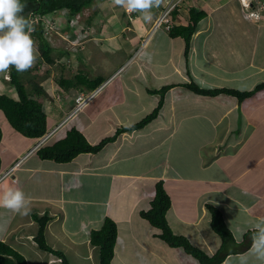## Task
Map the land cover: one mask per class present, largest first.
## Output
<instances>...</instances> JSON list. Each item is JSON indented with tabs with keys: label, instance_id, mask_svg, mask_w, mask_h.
Here are the masks:
<instances>
[{
	"label": "crops",
	"instance_id": "1",
	"mask_svg": "<svg viewBox=\"0 0 264 264\" xmlns=\"http://www.w3.org/2000/svg\"><path fill=\"white\" fill-rule=\"evenodd\" d=\"M193 6L208 16L191 40L188 62L184 57L185 40L171 38L168 32L165 33L171 46L177 47L168 56L159 58L160 51L155 57L149 56L159 31L140 50L151 26L139 12H125L121 17L116 14L118 27L108 23L102 27L99 21L100 26H94V22L79 36L73 31L70 34L69 28L63 30L71 39L68 50L98 38L92 36L96 28L106 34L105 40H125L124 47L114 50L115 61L109 63L105 75L98 76L105 82L97 89V96L59 130L53 141L65 138L68 131L76 128L90 144L97 145L114 136L118 129L125 130L99 154H81L69 163H57L41 159L35 151L14 168L33 149L37 139L17 131L14 134L10 124V128H2L0 178L13 169L10 176L0 181V188L11 185L32 199L35 205L29 217L50 215L51 228L56 220L55 239L66 236L70 243L65 238L66 245H54L62 248L60 251L71 263L69 248H79V244L93 246L91 233L101 229L109 218L118 227L113 264H200L183 249L162 241L160 230L141 216L150 210L156 186L161 183L171 199L167 221L174 234L214 257L222 249L223 241L212 229L208 208L212 206L221 211L234 237L224 248L226 258L221 264H240L242 256H247V264H259L249 249L254 225L264 220V89L240 103L225 94L196 95L185 85L193 81L206 90L248 92L264 84V11L257 12L252 3L257 16L246 18L241 0H191L175 24L187 25L188 9ZM151 12L156 13L154 8ZM74 53L68 56L75 67L69 76L84 72L83 64H87ZM65 73L59 77L68 78ZM43 79L39 85L49 97L40 94L37 98L44 100L43 109L51 129L67 117L74 106L72 98L87 91H66L50 76ZM165 87L170 90L158 116L141 130L126 131L153 113L160 95L152 92ZM102 98L104 102H100ZM0 114L5 116L2 111ZM34 177L42 182L34 184L42 187L39 190L28 185ZM11 222H0V227ZM35 225V233L26 232L20 239L36 244L37 221ZM0 230V240L4 242L15 231L8 227ZM94 257L90 250L85 264H99V252L96 263ZM54 258L49 264L60 261Z\"/></svg>",
	"mask_w": 264,
	"mask_h": 264
},
{
	"label": "trees",
	"instance_id": "2",
	"mask_svg": "<svg viewBox=\"0 0 264 264\" xmlns=\"http://www.w3.org/2000/svg\"><path fill=\"white\" fill-rule=\"evenodd\" d=\"M95 1L97 0H20V3L24 5V12H22L21 15L29 22V16H27L28 13L43 16L54 11H62L70 20L89 9L92 11V15L87 18L86 22L88 25H91L96 21V18L102 15V10L99 9V4L102 3V0H98L97 3H94ZM253 3L256 8V3ZM187 8L188 6L185 7V9ZM179 10L176 9L174 11L172 15L173 20H176L182 15ZM188 13L189 18L187 25L183 26L176 24L170 32H168L171 38L182 37L185 40L184 57L186 62H188L191 40L196 34L201 21L208 16L206 12L198 11L195 6L189 8ZM123 15L126 14L124 13ZM33 27L35 31L31 37L35 42L37 52L42 62L46 66L58 65L62 71L61 74L65 73L66 67L64 66L63 59L65 54L68 57L70 53L64 49L60 50L52 46L49 38L44 36L42 24L34 25ZM24 73L26 72L18 73L14 67L9 69L8 74L4 73L5 75H9V80L5 81L7 82L8 88L15 91L16 96L13 97L7 93L0 92V111L5 114L9 124L15 131L27 138L37 139L44 136L47 132V115L44 112L42 101L34 98V95L42 94L44 98H48L49 95L35 80L25 81ZM47 73L49 74L48 71ZM104 82L105 79L102 77L91 79L83 72L73 73L68 78L59 77L57 81L59 87L66 91L76 88L79 91H87V93L97 90ZM27 84H31L32 92L27 91ZM185 87L196 95L216 97L225 94L237 98L241 103L254 96L258 91L264 89V84H261L253 91L248 92H240L230 89L206 90L199 87L193 81L190 84L185 85ZM169 90L170 87H165L159 91H151L154 94L160 95L158 106L152 114L144 118L140 123L134 125L131 129H126V131L141 130L151 123L158 116L160 109L163 107L166 93ZM124 131V129H118L114 136L103 139L97 145H92L81 132L76 128H72L67 132L65 138L40 149L38 151V156L41 159L55 161L57 163H69L81 154H99L108 144L116 141ZM2 139L3 131L0 126V144ZM170 208L171 199L164 189L163 184L158 183L150 210L142 212L141 216L148 221L151 226L160 230L161 233L159 234V238L170 247L183 249L187 255L198 260L200 264H221L226 258L224 248L227 244L234 241L233 234L228 228L221 211L212 206L208 207L212 215V229L223 241V247L219 253L210 258L204 252L194 247L187 238L174 234L167 221V213ZM35 219L39 224L38 234L34 238L38 248L59 259L61 264H72L64 252L51 247L47 243L45 231L48 224V218L35 217ZM117 238V224L109 218L105 219L101 229L91 233L90 242L94 247L99 249V264H113L112 261L115 254ZM0 264L28 263L26 258L20 252L6 242L0 240Z\"/></svg>",
	"mask_w": 264,
	"mask_h": 264
},
{
	"label": "rangeland",
	"instance_id": "3",
	"mask_svg": "<svg viewBox=\"0 0 264 264\" xmlns=\"http://www.w3.org/2000/svg\"><path fill=\"white\" fill-rule=\"evenodd\" d=\"M97 1H95L94 3H97ZM109 1H111V2L109 3ZM251 1L256 3L257 12L264 11V8H263L264 7V0H251ZM101 4H99V9L102 10L101 11L102 15H100V17L96 18L94 26L95 25L100 26L99 21H101L102 27L104 25H106L107 23L110 25H114L115 27H118V23H119L118 17H121V15H123L126 12V10L122 7L116 6L113 3V0H102ZM241 4H242V2H241ZM242 6H243V9L246 13L245 17L246 18H248V17L253 18V16L251 17L248 13L249 12L248 8H250V5L246 4V6H245L242 4ZM200 8H203V7H200ZM116 14L118 17H116ZM134 14H136V12ZM156 14L157 13L152 14V20L147 24L148 27H150L154 23V19L156 17ZM90 15H92V11L89 9L85 10L81 14L82 19L80 18V20H78V23H79L78 25L89 26L88 23L86 22V20ZM134 19H135V17L133 16V20ZM216 19H217V17H216ZM127 21H128V24H130L132 22V20L130 21V18H129V20L127 19ZM62 23L67 24L66 20L63 21ZM207 23L208 22H204L203 24H205V26H206V25H208ZM77 26L73 30L74 33H77V28H78ZM96 30H97V28H96ZM100 30H102V28ZM95 31L94 30L92 31V36L98 37V38H95L90 44L88 42L91 40H88L87 44H84L83 47H76V48L71 47V48H69L70 50H68L67 47H70L69 44L72 45V43L65 39V37L67 38L66 32H64V34H66V35H64L65 37H63L59 34H55L53 36L50 34L48 36L49 41L52 44V46H54L60 50H62V49L66 50L67 52L70 53L71 56H72V53L74 51L75 52L74 54L76 55L77 58H80V60L82 62H86L87 64H83V66L85 65L83 73L85 75L89 76L91 79H93L92 76L94 74L97 75V77L99 75H101V76L105 75L106 70L109 68V63H112L115 61L114 60L115 58L113 57L114 56V54H113L114 50L125 46V40L124 39H122L120 41L119 40H117V41L105 40L106 39L105 33H100L98 31H96V33H95ZM165 32H167V31H165L164 28L162 30H159V32L157 33V35L154 39L155 41L152 44V49H150L148 51V52H152L149 54V56L155 57L157 55V53L160 51L161 53L158 54V57L159 58L165 57V56H168L170 54V51L172 50L173 47L175 50L177 49V47L171 46V40L167 37V33H165ZM70 34H72V31H70ZM69 40H71V39H69ZM66 44H68V46ZM126 47H128V45ZM132 53H133V51L130 50V54H132ZM173 54H175V53H173ZM67 58H69V57H67V55L65 54V57L63 59L64 66L66 67L65 75L69 76V74L71 73V71L75 67L74 68L72 67V59L69 58L70 61H67ZM34 70H35V72H34ZM47 71L49 72V74L47 73ZM25 72H26V73H24V80L25 81H27V80L28 81H30V80L34 81L35 80L38 82V84H40V83L44 82L45 79H43V78H46L47 76H50L52 78L53 82L58 81V78H59L62 71L58 65L46 66L42 62V60L40 59L39 54H38L37 60H36V63L34 64V66ZM5 73L8 74V71ZM3 74L4 73H0V76H2ZM5 84L7 85V82L4 80V77H1L0 78V92L2 91L3 93H9V95L15 97L16 96L15 91L11 90V89H10L11 91H8L7 88H4L6 86H3ZM26 89L28 92H31V84H27ZM48 92L51 93L52 91L51 92L48 91ZM34 98L38 99L37 95H34ZM43 101L44 100H42V102ZM100 102H104V99L103 98L100 99ZM73 105H74V103H72V106ZM0 126H1V128H4V129L6 126H8L10 128L9 122L3 114H0ZM14 134L17 135L18 133L16 132ZM57 136L54 139H56ZM54 139L52 141H54ZM39 181L41 182V180H39L38 177H34L31 181V183L30 184L28 183V185H30L31 188L39 190L42 187L39 188V187L34 186V184L38 183ZM9 187L14 188L11 185L2 186L0 188V195H3V193ZM26 197L30 201L31 210H32L34 208L35 204H33L32 199H30L28 196H26ZM14 213L15 212L12 210H9V209L4 208V207H0V222L1 223H8V222H10V220H12V222L9 226H7L6 224H3L0 227V229L4 230L6 227H8L10 231L15 229L12 236L10 238H6L5 242L7 244H9L10 246H12L14 249L18 250L26 258L28 264H49V260L53 257L52 255L41 251L37 247V245L34 244L32 241H30V243H28V242L23 241L24 239H20V236L25 235L26 232H28L29 234L36 232L35 230L37 229V227H36L35 223L37 220L35 221V219L33 218L34 216H36L38 218H44V216L45 217H47V216L46 215L42 216L41 214L32 215L31 217L24 216L25 218H27V220H24V219H22L24 217H21L19 214H14ZM49 217H50V215H48V217H47L49 226L46 227V231H45L46 241L51 247H54L55 249L61 250L62 248L61 249L57 248L59 246H55L54 243H57L58 245L60 243H65V245H66L68 242L70 243V240L67 239L65 235L64 236L68 242L66 241L65 238H62L59 241H57L55 239L53 233L58 231V229L56 228L57 222L55 220L53 222V228L54 229L51 228L50 222H52V221L49 220ZM0 233H2L1 230H0ZM79 245H80L79 248L77 246L74 248H72V247L69 248L68 255H69V258L72 261V263L73 264H85L86 261L84 259H85V257L88 256V253L90 250H92L94 253L95 257H94L93 261L96 263V260H98L97 257H98V252H99L98 250L99 249L94 247V246H91L89 244H86V245L79 244ZM63 248H65V247L63 246ZM54 259H56V258H54ZM56 264H60V261Z\"/></svg>",
	"mask_w": 264,
	"mask_h": 264
},
{
	"label": "clouds",
	"instance_id": "4",
	"mask_svg": "<svg viewBox=\"0 0 264 264\" xmlns=\"http://www.w3.org/2000/svg\"><path fill=\"white\" fill-rule=\"evenodd\" d=\"M113 3L116 6L124 8L126 12L132 14L133 12H139L142 14L145 21H151V10L153 8H158L162 0H113ZM22 12H24V5L20 3V0H0V73H5L13 67L18 73H23L32 68L36 63L38 52L35 42L31 37V32L34 31V29L28 20L21 15ZM58 12L66 17L67 24H69L71 20H75L78 16L80 17V15H78L69 20L62 11ZM28 14L29 16L31 15V13ZM1 77H4L6 81L9 80L8 75L3 74L0 78ZM3 86H6L4 88L11 91L6 84ZM1 93L3 92L1 91ZM71 111L72 109L70 112ZM65 119L51 129H48L47 124L46 134L41 138H37V143L33 149L27 153L25 157L21 158L20 162L16 163L14 168L18 167L23 160L28 158L35 151L38 154V151L43 147L54 144L52 140L60 134L59 130H63V127L71 122L66 124L64 123ZM12 169L6 172L4 176L0 178V181L10 176ZM0 207L12 210L21 217L28 216L31 212L30 201L25 193L18 188L12 187H9L3 195H0ZM254 229L255 234L251 237L252 244L249 249V254L254 256L259 264H264V220L257 222L254 225ZM240 264H247V256L241 257Z\"/></svg>",
	"mask_w": 264,
	"mask_h": 264
},
{
	"label": "built area",
	"instance_id": "5",
	"mask_svg": "<svg viewBox=\"0 0 264 264\" xmlns=\"http://www.w3.org/2000/svg\"><path fill=\"white\" fill-rule=\"evenodd\" d=\"M191 0H162L161 5L158 8H154L156 11V17L154 19V23L151 25V27L148 30L147 35L144 37L141 43L140 50L148 43L149 39L152 37L154 33H156L159 30H162L164 28L165 31L170 32V30L176 25L175 20H173V13L176 9H180L179 11L183 13L184 7L190 5ZM242 4L246 6V4L250 5L249 9V15L252 17H256L257 14H255V10L252 8V1L251 0H241ZM264 8V7H263ZM66 19L62 14H60L58 11H54L48 14H45L43 16L38 15H31L29 16V23L34 29V25L42 24V28L44 29V36L48 37L50 34L53 36L55 34H59L63 37L64 35V29L69 28L71 31L75 29V27L79 24L78 20H80V17L78 16L75 20H71L69 24H63L62 22ZM77 33L76 35H80V32L83 33V31H86V28L88 26H77ZM35 31V29H34ZM34 31L31 32V36L34 34ZM83 35V34H82ZM49 38V37H48ZM67 41L69 40L68 36L65 37ZM99 93V90H95L89 93H79L76 97H73V103L74 106L72 108V111L65 119L64 123H68L72 121L79 113H81L89 104L90 102L97 96ZM51 135V134H50ZM49 135V136H50Z\"/></svg>",
	"mask_w": 264,
	"mask_h": 264
},
{
	"label": "water",
	"instance_id": "6",
	"mask_svg": "<svg viewBox=\"0 0 264 264\" xmlns=\"http://www.w3.org/2000/svg\"><path fill=\"white\" fill-rule=\"evenodd\" d=\"M27 16H29V14H27Z\"/></svg>",
	"mask_w": 264,
	"mask_h": 264
}]
</instances>
